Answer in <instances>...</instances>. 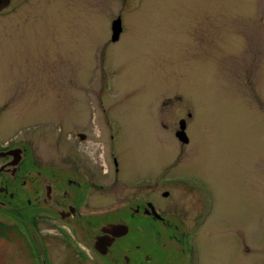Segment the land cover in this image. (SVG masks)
I'll use <instances>...</instances> for the list:
<instances>
[{
	"label": "rangeland",
	"instance_id": "374dc122",
	"mask_svg": "<svg viewBox=\"0 0 264 264\" xmlns=\"http://www.w3.org/2000/svg\"><path fill=\"white\" fill-rule=\"evenodd\" d=\"M11 4L0 11V145L67 164L82 131L75 144L95 162L110 148L127 174L151 176L162 208L194 212L195 195L164 198L155 181L197 176L215 202L195 236L199 264H264V0Z\"/></svg>",
	"mask_w": 264,
	"mask_h": 264
},
{
	"label": "flooded vegetation",
	"instance_id": "af4514ba",
	"mask_svg": "<svg viewBox=\"0 0 264 264\" xmlns=\"http://www.w3.org/2000/svg\"><path fill=\"white\" fill-rule=\"evenodd\" d=\"M192 115L181 119L187 135ZM72 138L67 164L28 158L23 141L0 145V264H199L195 236L215 207L202 179L155 181L167 187L164 198L172 189L195 195L194 212L172 202L162 208L151 176L127 174L110 148L105 164L95 162L75 144L87 135ZM16 148L20 159L6 154Z\"/></svg>",
	"mask_w": 264,
	"mask_h": 264
},
{
	"label": "water",
	"instance_id": "95a60500",
	"mask_svg": "<svg viewBox=\"0 0 264 264\" xmlns=\"http://www.w3.org/2000/svg\"><path fill=\"white\" fill-rule=\"evenodd\" d=\"M9 1L10 0H0V10H2L9 3ZM122 30H123L122 18L121 17H118L117 19H115L113 21V25H112V31H113V33H112V40L113 41H117L120 38V35L122 33ZM185 128H186L185 120H181V122H180V129L177 132V137L182 142L187 143L189 141V139L187 137ZM21 152H22V149L21 148H16L12 152L9 151L6 154H10V155L16 154V158L17 159H20V158H22ZM2 154H4V153H2ZM164 195H167V192L164 193Z\"/></svg>",
	"mask_w": 264,
	"mask_h": 264
},
{
	"label": "bare ground",
	"instance_id": "6f19581e",
	"mask_svg": "<svg viewBox=\"0 0 264 264\" xmlns=\"http://www.w3.org/2000/svg\"><path fill=\"white\" fill-rule=\"evenodd\" d=\"M121 38H122V37H121ZM120 40H121V39H120ZM120 40H119V41H120Z\"/></svg>",
	"mask_w": 264,
	"mask_h": 264
}]
</instances>
